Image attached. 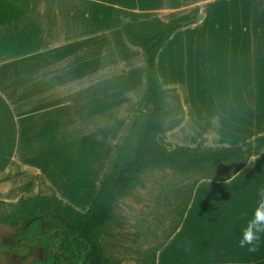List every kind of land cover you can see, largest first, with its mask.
Here are the masks:
<instances>
[{"label": "crops", "instance_id": "0c3cea01", "mask_svg": "<svg viewBox=\"0 0 264 264\" xmlns=\"http://www.w3.org/2000/svg\"><path fill=\"white\" fill-rule=\"evenodd\" d=\"M194 9L198 22L157 57L184 107L159 141L173 150L264 136V0H0V202L45 188L86 212L147 87L145 54L123 25ZM260 187L264 151L229 181L201 180L156 264H264V235L254 252L238 246Z\"/></svg>", "mask_w": 264, "mask_h": 264}, {"label": "trees", "instance_id": "16d2710c", "mask_svg": "<svg viewBox=\"0 0 264 264\" xmlns=\"http://www.w3.org/2000/svg\"><path fill=\"white\" fill-rule=\"evenodd\" d=\"M200 10L179 16L169 22L151 18L127 22L122 29L127 41L142 49L146 57V91L139 101L124 132L115 145L114 153L104 173L99 190L90 208L80 212L73 206L51 195L39 193L23 197L12 206L7 222L13 225L41 217L22 234L27 241H38L45 248V257L35 264H120L104 254L101 236L106 225L113 220V210L123 198L144 185L148 172L170 169L180 175L195 176L190 194L185 202L179 224L167 241L175 234L191 203L197 184L201 180L229 181L236 176L254 156L264 151V136L233 147H208L201 142L195 147L177 146L169 150L159 141V136L174 130L184 120V107L176 89L163 87L157 69V57L164 44L179 29L198 22ZM38 186L44 185L41 176ZM69 225H63L56 218ZM55 231V232H54ZM166 241V242H167ZM148 254L150 264H156L157 253ZM56 251V252H55Z\"/></svg>", "mask_w": 264, "mask_h": 264}, {"label": "rangeland", "instance_id": "374dc122", "mask_svg": "<svg viewBox=\"0 0 264 264\" xmlns=\"http://www.w3.org/2000/svg\"><path fill=\"white\" fill-rule=\"evenodd\" d=\"M195 178L170 169L146 173L144 185L114 207L113 220L101 236L105 256L120 264H150L147 255L166 243L179 224ZM12 209L3 206L0 217L9 219Z\"/></svg>", "mask_w": 264, "mask_h": 264}, {"label": "flooded vegetation", "instance_id": "af4514ba", "mask_svg": "<svg viewBox=\"0 0 264 264\" xmlns=\"http://www.w3.org/2000/svg\"><path fill=\"white\" fill-rule=\"evenodd\" d=\"M57 220L60 221L63 225H69L68 223L62 221L61 219H57ZM0 221L3 222L1 217H0ZM14 222L15 219L12 218L7 222L4 221L3 223L9 224L13 227L18 226L21 223L20 222L17 225H13ZM26 230L20 229L17 235L11 234L9 236H3L0 234V264H20L22 260L27 261L28 257L32 254V252H34L38 248H42L44 250V257H45V248L39 246V243L36 244L35 243L36 239L34 242H30L27 241L25 238H23L22 234L26 232ZM36 262H34L33 264H35Z\"/></svg>", "mask_w": 264, "mask_h": 264}, {"label": "clouds", "instance_id": "9594fccd", "mask_svg": "<svg viewBox=\"0 0 264 264\" xmlns=\"http://www.w3.org/2000/svg\"><path fill=\"white\" fill-rule=\"evenodd\" d=\"M258 207L246 226L242 229L241 237L238 241L240 248L249 251H256L259 247L261 236L264 235V187L258 189Z\"/></svg>", "mask_w": 264, "mask_h": 264}, {"label": "water", "instance_id": "95a60500", "mask_svg": "<svg viewBox=\"0 0 264 264\" xmlns=\"http://www.w3.org/2000/svg\"><path fill=\"white\" fill-rule=\"evenodd\" d=\"M41 219V217H37L30 220H25L21 222L18 226L13 227L9 224H4L0 221V234L3 236H9L11 234L17 235L18 231L20 229L26 230L29 228L35 221ZM57 219H61L60 217H57ZM55 232V231H54ZM38 244V241L35 242ZM44 258V250L42 248H38L32 254L28 257L27 261H21L20 264H33L36 261L42 260ZM16 260V259H15Z\"/></svg>", "mask_w": 264, "mask_h": 264}]
</instances>
